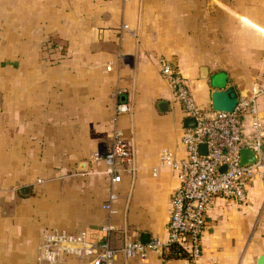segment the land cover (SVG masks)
I'll return each mask as SVG.
<instances>
[{
    "label": "crops",
    "instance_id": "obj_1",
    "mask_svg": "<svg viewBox=\"0 0 264 264\" xmlns=\"http://www.w3.org/2000/svg\"><path fill=\"white\" fill-rule=\"evenodd\" d=\"M2 1L23 24L34 17L56 26L49 40L71 51L55 67V83H34L27 67L24 82L21 74L0 87V264H46L40 246L53 231L82 235L95 249L167 237L180 180L159 164L163 149L185 155L187 116L160 74V57L178 67L202 110L213 111V89L233 85L239 100L259 92L264 126V0ZM30 33L15 43L26 47ZM114 130L131 147L133 173L112 184L109 164L93 155L109 150ZM259 159L264 167V139ZM263 185L250 181L242 204L216 197L201 234L202 264H256L264 254V200L259 217L256 208ZM57 264L92 262L66 253ZM112 264L189 262L152 252Z\"/></svg>",
    "mask_w": 264,
    "mask_h": 264
},
{
    "label": "built area",
    "instance_id": "obj_2",
    "mask_svg": "<svg viewBox=\"0 0 264 264\" xmlns=\"http://www.w3.org/2000/svg\"><path fill=\"white\" fill-rule=\"evenodd\" d=\"M158 64L162 78L185 115L195 118V125L185 128L181 137L185 155L176 157L168 149L161 152L159 166L177 171L180 180L171 198L167 237H152L145 244L125 242L118 247L105 241L95 249L82 235L53 231L42 239L40 261L57 264L63 254L72 253L76 257H90L92 264H112L118 255L145 260L153 252L163 259L179 257L189 264H202L201 234L205 215L214 206L216 197L232 198L242 204L246 202L250 181L264 184V167L259 159L264 126L256 106L259 92L239 100L231 112L202 110L178 67L164 57L159 58ZM200 144L206 145L205 155L199 153ZM242 148L254 151L258 161L241 164ZM101 159L109 164L106 173L112 184L121 180L122 173H133L131 147L117 130L112 133L109 150L94 153L93 160ZM156 172L154 169L153 173ZM103 208L112 212L110 202L104 203ZM113 230L110 224L104 226L107 235Z\"/></svg>",
    "mask_w": 264,
    "mask_h": 264
},
{
    "label": "rangeland",
    "instance_id": "obj_3",
    "mask_svg": "<svg viewBox=\"0 0 264 264\" xmlns=\"http://www.w3.org/2000/svg\"><path fill=\"white\" fill-rule=\"evenodd\" d=\"M3 1L0 0V87L2 89H9V83L13 82L16 78L20 76L21 82L25 81V69L32 67L33 70V81L34 83L50 79L52 83L56 80V70L55 67L58 63L63 62L67 58V52L62 53L65 50V46L58 45L56 42L49 40L48 34L56 30V26H42V21L45 19L34 18L35 23L27 21L22 18L25 23L20 21L17 17V13L14 11H8L2 9ZM45 24V23H44ZM60 30V28H58ZM32 32V42L27 43L26 47L15 43L25 38V34L30 35ZM65 34L72 36V29L66 30ZM20 45V46H19ZM24 52L27 53L24 58H19V55ZM30 52L33 56H29ZM31 55V54H30ZM17 70L14 71V69ZM18 68H22L19 69ZM16 73V74H15ZM261 164V162H260ZM256 196L261 197V203H256L257 215H262V205L264 200V185L260 192L256 193ZM261 237V238H260ZM257 244L264 250V236H260ZM263 240V242H262Z\"/></svg>",
    "mask_w": 264,
    "mask_h": 264
},
{
    "label": "water",
    "instance_id": "obj_4",
    "mask_svg": "<svg viewBox=\"0 0 264 264\" xmlns=\"http://www.w3.org/2000/svg\"><path fill=\"white\" fill-rule=\"evenodd\" d=\"M211 97V107L213 111L216 112H231L234 110L236 104L239 101V95L233 85L225 86L219 89H213L210 94ZM185 127H193L195 125V118L187 117L185 120ZM207 152L206 145H199V153L200 155H205ZM258 161L257 154L249 149L242 148L240 150V163L241 164H249ZM221 171L225 170V166L220 168ZM28 188H24L21 190V193L26 194ZM149 240L141 239L140 242L145 244ZM256 264H264V254L258 256Z\"/></svg>",
    "mask_w": 264,
    "mask_h": 264
}]
</instances>
